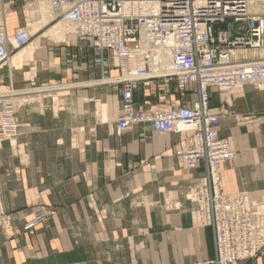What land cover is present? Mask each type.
<instances>
[{
  "label": "crops",
  "instance_id": "crops-1",
  "mask_svg": "<svg viewBox=\"0 0 264 264\" xmlns=\"http://www.w3.org/2000/svg\"><path fill=\"white\" fill-rule=\"evenodd\" d=\"M0 1V21L11 34L23 24L20 0ZM35 20L40 15L29 23ZM46 24L32 39V60L0 68V85L15 89L66 83L54 99L47 94L21 105L14 141L0 147V203L16 232L8 237L0 230V264L210 260L212 229L197 222L196 203L186 196L204 165L181 166L174 156L181 135L161 134L144 123L119 131L120 85L99 81L118 72L110 53H99L78 36L64 41L70 33L39 37L53 25L43 28ZM133 93L137 108L181 101L171 79L147 80ZM195 96L192 87L187 100ZM209 105L222 107L217 134L230 138L236 151L235 158L220 163L221 191L248 192L264 211V87L248 83L227 94L210 89ZM38 206L52 215L24 231ZM232 264H264V252Z\"/></svg>",
  "mask_w": 264,
  "mask_h": 264
},
{
  "label": "built area",
  "instance_id": "built-area-1",
  "mask_svg": "<svg viewBox=\"0 0 264 264\" xmlns=\"http://www.w3.org/2000/svg\"><path fill=\"white\" fill-rule=\"evenodd\" d=\"M47 4L74 24L80 40L99 53L108 51L118 66L115 76L101 77L120 85L117 129L144 123L161 134L181 135L184 141L174 153L181 165L187 170L204 165L188 196L196 203L198 222L212 229L215 255L196 264H232L263 253L262 205L248 192L221 191L220 163L235 158L236 151L228 137L217 134L223 109L209 105V97L210 89L227 94L248 83L264 85V0H47ZM31 40L25 27H15L8 35L0 21V65L13 49ZM161 52L169 55L166 71L161 69ZM99 61L107 66L101 57ZM160 78L175 81L181 101L135 107L134 90ZM192 87L196 96L187 100ZM17 93H0V139L14 131L17 102L9 97ZM0 214L2 228L11 232L10 217L2 207ZM48 214L47 208L34 207L22 227L32 230Z\"/></svg>",
  "mask_w": 264,
  "mask_h": 264
},
{
  "label": "bare ground",
  "instance_id": "bare-ground-1",
  "mask_svg": "<svg viewBox=\"0 0 264 264\" xmlns=\"http://www.w3.org/2000/svg\"><path fill=\"white\" fill-rule=\"evenodd\" d=\"M36 7L38 10V13L40 15V20L38 21H31V23H29L26 26V29L28 30L29 34L32 35L36 33V31L44 24V23H48V21H51L52 18H57L60 15L56 12H54L52 10V8L49 6V4H47V0H36ZM75 31V27L74 24L72 22H68L65 21L63 18H58L57 20H55V23L52 25V27L47 31V32H43L41 33V35L39 37H41L42 35L45 36V34L50 35V36H57V37H62V35L65 34H69L71 32ZM10 35V34H8ZM16 49H13V53L11 55V57L5 62L2 63L0 65V68H2L3 66H10V67H19L23 64V62L25 63V61L27 60H32L33 56H34V41L31 40L25 47L19 48L17 51H15ZM15 51V53H14ZM160 58H161V69H163L164 71H166L169 68V63L168 59H169V55L165 52H161L160 53ZM33 67V66H32ZM6 68V67H5ZM34 68V67H33ZM103 81H105L104 79H102ZM49 85V84H47ZM61 84H53L52 86H50L49 88H57L60 87ZM8 86H0V93H9V94H13L14 92H23V93H28L31 90L34 89H39V88H32V87H28V88H22V89H15L14 87L10 86L8 89H6ZM45 87V86H44ZM242 87V86H240ZM48 88V87H47ZM239 87H237L236 89H238ZM57 90V89H55ZM54 90V91H55ZM235 90V89H234ZM39 94V93H38ZM52 94V93H51ZM14 95V94H13ZM46 96V95H45ZM34 96H32L33 98ZM38 97V96H37ZM44 97V96H43ZM57 97V96H56ZM55 97V98H56ZM22 98V97H20ZM17 99V98H16ZM29 99V98H28ZM31 99V98H30ZM39 99V98H37ZM54 99V98H53ZM22 100V99H21ZM24 100V99H23ZM40 100V99H39ZM33 102V101H32ZM39 102V101H38ZM22 102H20L17 99V104L16 105H21ZM58 104V102H57ZM56 104V105H57ZM15 105V104H14ZM15 105V106H16ZM16 109V108H15ZM56 112V111H55ZM14 125V123H13ZM11 135V134H10ZM10 137V136H9ZM8 139V137H7ZM3 140V139H1ZM11 140V139H10ZM192 191V190H191ZM188 198L190 199V195L188 196Z\"/></svg>",
  "mask_w": 264,
  "mask_h": 264
},
{
  "label": "rangeland",
  "instance_id": "rangeland-1",
  "mask_svg": "<svg viewBox=\"0 0 264 264\" xmlns=\"http://www.w3.org/2000/svg\"><path fill=\"white\" fill-rule=\"evenodd\" d=\"M1 2V1H0ZM36 0H20V2H19V6H21L20 8H21V15H22V22H23V24L22 25H20L19 27H25L26 28V26H27V24L29 23V20L32 18V19H37L38 20V18H39V13H38V10H37V7H36ZM3 8H5V9H7L6 8V4H4V6H3ZM1 10H2V6H0V19H1ZM58 18H61V17H57V19ZM54 22L52 21H50L49 23H47L45 26H43V28L44 27H48V26H50L51 24H53ZM39 32H40V30L37 32V33H35L34 35H32V39H35V38H37V36L39 35ZM67 36V38H65L64 39V41H69V39L71 38V40H72V38L75 36L76 37V34H75V31L74 32H72V33H70L69 35H66ZM18 49H16L15 51H17ZM117 68H118V66H117ZM99 81H101V83H104L105 81H102V79H100ZM47 84H49V85H47ZM53 84H61V86L60 87H57V88H55V89H57L58 90V92L60 91V90H62V89H66V86H64L66 83H64V82H61L60 80H57V81H53V82H45V83H42V84H40V85H37V87L39 88V89H37V90H35V92L36 93H28L27 95L25 94V95H22V94H19V93H17V94H19V95H17V96H15L20 102H22V104L21 105H25V104H28V103H33V102H38V101H40L42 98H43V95H47V94H49V96L51 97V96H53V97H51V98H55V95H54V92L55 91H57V90H55L54 91V89L53 88H49L50 86H52ZM64 84V85H63ZM74 84V83H73ZM73 84H69V85H73ZM1 86V85H0ZM5 86V85H4ZM8 86V85H7ZM45 86V87H44ZM10 86H8L6 89H8ZM48 87V88H47ZM264 87V85L263 86H259L258 87V89H261L262 90V88ZM256 88V87H255ZM39 93V94H38ZM52 93V94H51ZM32 96H34L33 98H32ZM38 96V97H37ZM14 96L11 98V97H9V99H10V102H13V101H16L17 102V99L15 98ZM20 97H22V98H20ZM29 98V99H28ZM31 98V99H30ZM37 98H39V99H37ZM60 98V97H59ZM22 99V100H21ZM24 99V100H23ZM56 100V99H55ZM33 101V102H32ZM21 105H16V109L14 110L15 111V113H16V110L21 106ZM120 106H119V113H120ZM15 113H14V116H13V123H14V126H15V128H14V131H12V133H9V136H8V139H7V137H3V138H1V139H3V140H1L0 139V147H1V145H2V142L3 141H5V140H9V141H11V142H13L14 141V138H15V135H16V128H17V126H16V120H15ZM11 134V135H10ZM11 139V140H10ZM230 139V138H229ZM230 144H231V142H230ZM232 146V145H231ZM233 148V147H232ZM175 156V155H174ZM180 165V164H179ZM183 168H184V166L183 165H181ZM193 189V187L190 189V191L189 192H191V190ZM188 192V193H189ZM187 197H188V194L186 195ZM190 201H192L191 199H190ZM0 207H2L3 208V210H4V213H6V214H8L9 215V217H10V229H11V232L10 231H8V232H6V230L4 229V228H2V225H1V223H0V230H1V232H2V234H4V235H6V236H8V237H12V236H14L15 234H16V232H15V229H13V226H12V216H11V214L9 213V212H7V211H5V209H4V206H3V204L2 203H0ZM48 209V208H47ZM52 211L50 210V209H48V216H50V215H52V213H51ZM2 216V214H0V217ZM47 216V217H48ZM47 217H46V219H47ZM196 217H197V213H196ZM27 221V220H26ZM25 221V222H26ZM24 222V223H25ZM197 222H198V218H197ZM23 223V224H24ZM199 223V222H198ZM200 224V223H199ZM23 226V225H22ZM22 229L24 230V231H28V230H25L23 227H22Z\"/></svg>",
  "mask_w": 264,
  "mask_h": 264
}]
</instances>
